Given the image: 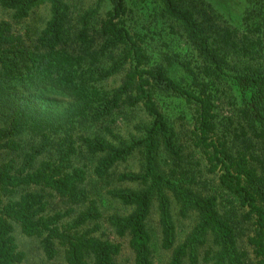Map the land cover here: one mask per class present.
<instances>
[{"label": "trees", "instance_id": "16d2710c", "mask_svg": "<svg viewBox=\"0 0 264 264\" xmlns=\"http://www.w3.org/2000/svg\"><path fill=\"white\" fill-rule=\"evenodd\" d=\"M107 1L97 21L98 8L76 12L67 0H0L11 14L0 21V264L25 263L17 226L40 239L47 261L61 249L67 264H129L119 261L123 244L105 237L90 172L114 178L109 196L131 209L107 224L133 264H155L154 211L167 264H264V12L235 26L194 0H156L198 58L181 64L189 78L178 80L176 63L154 62L128 27L127 1ZM42 5L49 18L32 36L19 27ZM228 83L235 113L220 127L216 97ZM158 97L193 107L200 161ZM124 109L148 120L130 140L109 124ZM133 157L140 170L114 174ZM174 207L195 219L183 240Z\"/></svg>", "mask_w": 264, "mask_h": 264}, {"label": "rangeland", "instance_id": "374dc122", "mask_svg": "<svg viewBox=\"0 0 264 264\" xmlns=\"http://www.w3.org/2000/svg\"><path fill=\"white\" fill-rule=\"evenodd\" d=\"M128 15L127 23L131 31L139 36L142 43L150 53L154 62H163L164 59L170 58L177 65L175 76L178 80L181 77L189 78L188 74L183 70L181 64L186 61H191L193 66L197 64L198 58L194 50L186 40L185 34L179 23L171 18L163 15L161 8L156 0H126ZM193 1V0H190ZM198 7L206 6L209 11L213 10V18L228 22V24L239 26L244 23V18H249L253 22L259 18V15L264 12V0H194ZM76 12L87 11L98 8L97 21L110 10L109 1L103 0H67ZM49 18V7L42 5L38 7L30 17V19L20 25L19 28H30L32 36L38 33V30L45 26ZM11 14L0 7V21L10 20ZM97 25V22H96ZM98 26V25H97ZM98 28V27H97ZM93 33L96 31L93 29ZM188 77V78H187ZM230 81V80H229ZM110 85L116 86L119 81H110ZM233 89L230 83L227 87H221L218 96L216 97L218 114V123L222 127L224 123L230 122L233 117L234 100L231 98ZM161 109L166 113L169 120L176 126L180 133L181 143L186 146V153L192 155L191 162L200 161V156L193 153L191 148L190 136L194 124L193 107L183 98H167L158 97ZM114 123L109 124L115 132L124 140H130L134 136L141 135L140 127L148 122L146 114L140 109H124L118 112L112 119ZM85 163V162H83ZM137 157H133L129 162L119 165L115 168L114 174L134 170H140ZM91 169L89 168V171ZM92 172L88 173L87 189L93 194V197L99 199V204L104 215L103 231L105 237L113 241L123 244L122 255L119 258L120 262L133 264V256L128 248V241L120 239L113 234V231L107 224V219L114 214H127L131 211L124 207L120 202L113 200L108 191L115 187H120L114 178L106 181H100L92 176ZM129 186V185H128ZM175 220L178 227L179 239L183 240L187 233L194 225V216L189 215L187 218H181L178 215V209L174 207ZM150 228L155 233L154 243V263L167 264L171 252L165 251L160 247V235L157 212L154 211L150 219ZM101 234V233H100ZM15 236L19 249L26 254L24 264H67L63 250L59 249V255L52 261H47L43 251L41 250L40 239L28 237L24 235L21 229L17 226ZM248 248V247H247ZM250 250V248H248ZM200 264H207L204 260Z\"/></svg>", "mask_w": 264, "mask_h": 264}]
</instances>
